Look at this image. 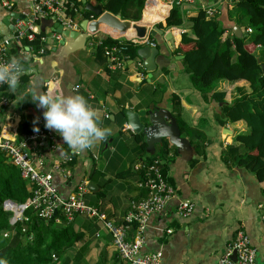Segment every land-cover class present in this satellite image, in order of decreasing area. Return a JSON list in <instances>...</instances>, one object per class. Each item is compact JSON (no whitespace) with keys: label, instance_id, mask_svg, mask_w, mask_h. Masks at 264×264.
<instances>
[{"label":"crops","instance_id":"1","mask_svg":"<svg viewBox=\"0 0 264 264\" xmlns=\"http://www.w3.org/2000/svg\"><path fill=\"white\" fill-rule=\"evenodd\" d=\"M86 1L95 4V0ZM13 2L12 8H7L0 0V40L15 33L9 26L10 23L17 27L18 18L12 15L13 12L28 17L33 13L29 0ZM166 2L148 0L143 9L142 24L151 28L164 20L171 10ZM233 3V0H197L193 6L181 9L189 21L200 6L214 8L216 17L227 29L225 38L234 35V26H239ZM159 5L167 10L163 16L158 14ZM85 11L84 4L80 5L79 14L74 19L79 23L77 29H80V23L85 19ZM103 26L100 33L87 39L86 49L77 50L68 57L52 51L59 40L53 38L54 32L50 29L46 31V40L41 42L45 54H38L36 50L28 51L25 44L12 50L13 58L23 69V77L15 91L7 88L11 104L8 109H0V130L6 136L18 140L24 106L28 111L37 112L30 99L17 100L28 98L33 89L45 92L48 81H51L48 89L52 94L83 95L100 115L101 126L110 129L106 138L84 151L72 153L62 138L50 129L59 137V147L54 148L46 143L36 146L43 162L41 169L46 172L54 171L63 154L74 155L71 180L54 173V182L62 197H67L79 181H92L95 186L93 189L88 188L85 193L86 202L99 207L116 223H121L130 209L131 201L146 196V190L139 185L144 163L151 156L160 157L167 163L168 179L177 188V196L169 201L164 211L150 216L142 251H161L163 264H217L225 254L227 245L235 238L237 230L242 228L257 250V264H264V181H260L245 165L227 163L224 159L226 147L235 142L237 134L247 131V126L244 121L221 124L219 116L222 114L223 102L204 100L191 84L188 74L184 72L183 59L177 58L181 53L176 52L187 28H162L165 33H172V39L166 40L169 51L164 45L160 46L164 54L158 56V64L162 69H156L148 81V71L143 70L136 61L129 60L131 66L127 69L110 70L107 59L101 60V57L96 56L94 49L100 40L118 37L114 30ZM239 27L245 35V27ZM130 31L127 37L133 38L134 31ZM159 38L163 41V37ZM155 41L158 44L159 40ZM47 49L49 52L46 53ZM258 49L254 50L255 53ZM134 64L141 69L135 70ZM161 85H166L164 92L154 93ZM237 85L246 86L247 83L221 81L218 84L220 88L229 89V101L238 94ZM76 86H79L77 90L74 89ZM172 87L177 91L166 98V92L171 91ZM173 94L180 96L181 119L186 123L185 127L180 125L173 112ZM156 107L158 111L151 115L150 111L155 112ZM128 109L139 112L147 127L146 133L138 134L144 145L137 140L133 130L122 131L127 123L124 112ZM167 112L176 117L179 134ZM37 114L43 117L42 113ZM187 199L196 204L194 214L190 218L180 219L176 216V207L179 200ZM72 225L83 236L74 248L58 256L54 264H63L66 259L73 260L77 252L82 254L80 264H115L113 260L119 256L107 230L82 216ZM169 229L173 231L170 233ZM133 235L134 230H131V239Z\"/></svg>","mask_w":264,"mask_h":264},{"label":"trees","instance_id":"2","mask_svg":"<svg viewBox=\"0 0 264 264\" xmlns=\"http://www.w3.org/2000/svg\"><path fill=\"white\" fill-rule=\"evenodd\" d=\"M70 1L72 5L65 10V14L75 19L83 3L81 0ZM146 1L95 0V4L103 3L105 10L114 14L120 13L123 19L139 21ZM232 8L234 12L237 8L245 10L249 20L244 31L247 35L242 37L229 35L223 38L227 29L222 26L219 19L216 16L208 18L205 11L199 9L189 18L193 21V25L183 32L181 44L176 48V52L184 55V72L188 74L191 84L200 92L202 98L206 101L216 99L223 102L222 114L219 116L220 123L225 125L228 122L244 121L247 126V131L237 134L235 142L226 147L225 161L245 165L257 175L260 181H264V73L260 63L257 62L258 55L254 51L256 48H264V0H236ZM83 17L93 16L86 10ZM187 21L183 10L173 6L168 16L160 21L158 26L161 28L185 27ZM238 21L236 14V22ZM248 28L252 31L249 32ZM247 36L249 38H246ZM118 42L112 37L105 38L103 44L95 46L96 56L105 60L104 46L118 44ZM27 43L38 50L41 47L39 38ZM192 43H197L198 46L190 47ZM122 45L125 47L123 55L127 56L126 61L135 59L141 45L127 39H122ZM183 46H189V48L184 49ZM47 52H49L48 49ZM260 60L264 63L261 57ZM129 66L131 64L128 63L124 68L127 69ZM22 77L23 69L20 79ZM221 81L229 83L245 81L247 85H237L238 94L229 101L227 100L229 89L218 86ZM165 88L166 85H161L160 88L155 89L154 93L162 94ZM3 90L4 94L9 96L5 86ZM171 104L180 125L185 127L186 123L181 119L183 118L182 105L178 94L172 95ZM26 109L25 105L21 113L18 141L34 131V123L38 126L41 116L37 114L39 110L36 104L37 113ZM136 137L141 145H144L143 139L137 133ZM152 159V156L149 157L147 162ZM164 171L167 172L166 162H164ZM29 196L28 182L21 176L20 170L9 163L3 153H0V202L12 199L17 203H24ZM13 215V210L5 206L0 208V262L2 264H54L53 255L59 257L64 255L74 248L83 236L76 232L72 223H59L56 218L45 220L31 206L25 209L24 220L13 223ZM6 230L12 231V235L4 236ZM81 257L82 254L77 252L73 260L66 259L63 264H80ZM120 259L115 258L113 263L128 264L125 261L121 262Z\"/></svg>","mask_w":264,"mask_h":264},{"label":"built area","instance_id":"3","mask_svg":"<svg viewBox=\"0 0 264 264\" xmlns=\"http://www.w3.org/2000/svg\"><path fill=\"white\" fill-rule=\"evenodd\" d=\"M2 4L7 8H12L13 0H1ZM33 10L32 15L35 20L18 19L17 30L10 37H5L0 40V67L10 66L14 61L12 50L23 44L27 45L28 51L36 50L38 54H45L44 46L40 49L34 48L27 42H33L40 39L41 42L46 40V33L42 34L40 24L37 20L40 17L50 18L61 22L65 28H78L77 23L72 17L65 14V10L72 5L70 0H29ZM166 4L172 9L173 6L184 8L193 6L197 0H166ZM236 0H233L235 2ZM199 9L205 11L208 18L216 16V10L212 7L200 6ZM251 32L252 29L248 28ZM55 40H60L62 34L53 33ZM118 40V44L104 46V52L107 59V67L110 70H118L124 68L128 63L127 56L123 55L125 51L122 45L123 37H113ZM141 46H155L156 41L153 37L146 35L138 38H127ZM24 42V43H23ZM103 44L100 40L97 45ZM141 66V63L138 62ZM142 67V66H141ZM143 75L142 72H140ZM20 81V76L19 80ZM47 82L48 92L49 83ZM8 88L7 84H0V109H8L11 104V98L4 94L3 87ZM79 86L74 89L77 90ZM2 129V128H1ZM38 131H33L26 134L24 139L18 141L14 138L6 136L0 130V153H3L9 163L20 169L21 176L28 182L30 196L24 203H19L23 208L13 209L14 205L10 203V199L5 200V207H12L11 210L16 213L14 222L24 220V211L30 206L37 210L38 215L47 220L51 219L57 210V215L54 217L59 223L71 224L78 217L82 216L93 222L101 225L102 228L112 236V243L118 252L119 257L128 264H163L161 251L143 252L146 241V229L150 216L155 213L162 212L166 209L169 201L177 196V188L169 181L167 172L164 171V161L160 157H154L151 161L144 163L142 169V177L139 182L140 187L146 190V196L140 200H132L130 209L123 218V222L116 223L108 218L99 207L86 202L85 193L88 190V181H79L75 189L67 196L62 197L59 194L57 185L54 182V173H59L65 180H71L73 176L72 162L74 156L65 153L63 154L54 167V171L46 172L41 169L43 165L40 160L36 146L39 144H50L52 147H59V137L50 129L44 127V119L39 118ZM132 130L131 126L126 123L125 130ZM196 204L187 199L179 200L176 207V216L180 219L192 217L195 211ZM19 211V212H18ZM13 222V223H14ZM134 230L133 238H130V231ZM173 230L169 229L171 233ZM12 231H4V236H11ZM99 236V233L97 234ZM235 254V258H233ZM55 262L58 261V256L53 255ZM217 264H257V250L250 243L248 235L242 228L236 232L235 238L227 245V250L222 255Z\"/></svg>","mask_w":264,"mask_h":264},{"label":"water","instance_id":"4","mask_svg":"<svg viewBox=\"0 0 264 264\" xmlns=\"http://www.w3.org/2000/svg\"><path fill=\"white\" fill-rule=\"evenodd\" d=\"M82 3L85 6V9L90 11L92 13V16L94 19L85 18L80 23V29L77 28H65L64 25L59 22L55 21L52 17L46 18V17H40L39 24H40V30L44 33H46L47 29H50L52 32H58L62 34V38L59 40L58 44L52 48V51L54 53H59L62 57H68L71 53L86 49L87 46V39L95 34H98L102 30V25L106 27H111L114 29H117L120 32H126L128 29L133 28L135 30V37L141 38L146 35H149L153 37L154 39H158V44L156 43L155 46L151 45H144L138 48L137 50V56L135 59L130 60L131 62L136 61L140 62L141 66L148 71V81L151 80V77L153 75V72L162 67L158 64V56L164 52L162 51L161 47L162 45L165 46L168 50V46L166 45V40L172 39V33L171 32H164V29H162L158 24H155L153 27L149 28L145 24H142V18L139 21H132L128 19H123L121 14H114L112 12H109L105 10L103 3L98 4H92L87 2L86 0H82ZM148 3V0L146 1V4ZM15 18H21V19H31L35 20V16L31 15L30 17L18 13L13 12L12 14ZM8 23V22H7ZM193 25V21H187V25L185 26L187 29ZM10 28L13 30H17V27L13 24L10 25ZM235 37H242L244 36L242 29L239 26H234L233 29ZM246 35V34H245ZM160 37H163V41L160 40ZM125 37V36H122ZM169 51V50H168ZM177 58L179 60L184 58L183 54L177 55ZM257 62L260 63L263 73H264V63L261 62L260 57L257 56ZM183 66V65H182ZM145 82V81H144ZM172 90L166 92L165 96L166 98L170 96L173 91L175 90L173 87ZM39 112L42 113L43 109L37 107ZM158 111V107L155 108V112L150 111L151 115L156 113ZM127 123L131 126L132 130L137 134L146 133V125L141 120V116L139 112L128 109L125 110ZM167 115L169 118H172V121L175 125V127L178 129V134L180 133L179 128L177 127V120L174 115L171 114V112H167ZM231 131V130H230ZM232 133V132H231ZM95 186V183L90 181L88 183V188L93 189ZM12 205H17V207H13V209L17 208H23L21 204L17 203L16 201L10 199L9 200ZM9 209L12 207H8ZM19 212V211H18ZM57 215V210H55L54 215L51 219H53ZM16 213H14L12 217V222L15 221ZM233 258H235V254H233Z\"/></svg>","mask_w":264,"mask_h":264},{"label":"clouds","instance_id":"5","mask_svg":"<svg viewBox=\"0 0 264 264\" xmlns=\"http://www.w3.org/2000/svg\"><path fill=\"white\" fill-rule=\"evenodd\" d=\"M21 73V65L14 61L10 66L0 67V84H7L15 91ZM25 99L43 109L44 127L54 130L72 153L90 148L110 133L109 128L101 126L100 115L81 94H52L37 88L28 98L22 97L17 102ZM33 130H39L35 123Z\"/></svg>","mask_w":264,"mask_h":264},{"label":"rangeland","instance_id":"6","mask_svg":"<svg viewBox=\"0 0 264 264\" xmlns=\"http://www.w3.org/2000/svg\"><path fill=\"white\" fill-rule=\"evenodd\" d=\"M235 14H237V16H238V18H239V21H238V25L239 26H248V24H249V20H248V16H247V14H246V12H245V10L243 9V8H237L236 10H235ZM245 34H247V33H245ZM51 38V36L49 35L48 36V39H50ZM246 38H249L248 36L246 37ZM123 40H125L126 38L125 37H123L122 38ZM257 53V55L259 56V57H261L262 58V60L264 61V48L263 49H258V51L256 52ZM134 66V68H135V70H140L141 68L140 67H138L136 64H134L133 65ZM122 131H123V129H122ZM18 168V167H17ZM19 169V168H18ZM20 170V169H19ZM5 205V201H3V203L2 202H0V208H2L3 206ZM56 264H59V262L58 263H56Z\"/></svg>","mask_w":264,"mask_h":264},{"label":"bare ground","instance_id":"7","mask_svg":"<svg viewBox=\"0 0 264 264\" xmlns=\"http://www.w3.org/2000/svg\"><path fill=\"white\" fill-rule=\"evenodd\" d=\"M156 4V3H155ZM160 6V5H159ZM151 7V6H150ZM157 10H158V7H157ZM154 11V10H153ZM152 10H150V12H153ZM166 12H167V10L164 8V7H162V6H160L159 7V15L160 16H163L164 14H166ZM148 15V14H147ZM150 15V14H149ZM157 15V14H156ZM153 16V15H152ZM149 17V16H148ZM164 18V17H163ZM159 20V19H158ZM104 27H106V26H103V28ZM106 28H108V29H112V30H114L115 32H116V34L118 35V37H122V36H125V37H127L128 36V33H129V31L130 30H133L134 31V36H135V30L133 29V28H130V29H128L126 32H120V31H118L117 29H114V28H111V27H106ZM111 30V31H112ZM107 31V30H106ZM110 32V31H109ZM131 32V31H130ZM111 34V33H110ZM128 38V37H127ZM14 207H17V205H15Z\"/></svg>","mask_w":264,"mask_h":264}]
</instances>
